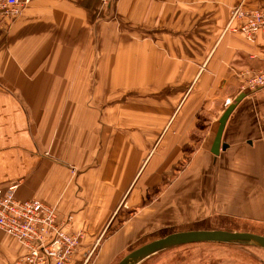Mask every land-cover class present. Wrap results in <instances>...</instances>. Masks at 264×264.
<instances>
[{
    "label": "crops",
    "instance_id": "1",
    "mask_svg": "<svg viewBox=\"0 0 264 264\" xmlns=\"http://www.w3.org/2000/svg\"><path fill=\"white\" fill-rule=\"evenodd\" d=\"M241 1L264 8L26 0L0 31V188L16 183L19 199L71 214L70 229L84 232L79 259L112 252L100 241L124 208L135 215L123 231L138 237L213 215L264 223V90L241 87L242 71L264 66V35L222 32ZM241 92L215 156L218 119Z\"/></svg>",
    "mask_w": 264,
    "mask_h": 264
},
{
    "label": "built area",
    "instance_id": "2",
    "mask_svg": "<svg viewBox=\"0 0 264 264\" xmlns=\"http://www.w3.org/2000/svg\"><path fill=\"white\" fill-rule=\"evenodd\" d=\"M101 1L106 6L111 2ZM25 3L26 0H0V20L18 14ZM227 30L254 43L264 35V8L237 3L230 10L223 31ZM241 76L243 91L264 90V66L246 69ZM16 187L12 183L0 188V231L20 244L15 264H78L84 232L70 229L72 215L60 216L54 204L40 199H19Z\"/></svg>",
    "mask_w": 264,
    "mask_h": 264
},
{
    "label": "rangeland",
    "instance_id": "3",
    "mask_svg": "<svg viewBox=\"0 0 264 264\" xmlns=\"http://www.w3.org/2000/svg\"><path fill=\"white\" fill-rule=\"evenodd\" d=\"M112 1L113 0H111L110 4ZM100 2L104 8L110 5H104L101 0ZM21 12L22 10L12 17L1 19L0 31L4 30L6 27L5 24L11 22L15 17L19 16ZM185 146L187 148L190 147L189 143ZM184 166L185 162L183 161L175 166L176 168L168 170L162 175L163 179L161 183L163 182L168 186V184L173 182L175 177H177L176 175L179 174L178 170L183 169ZM151 196L152 194L150 197ZM129 212H131V214ZM133 215L135 214L132 213L130 209L124 208L123 211L116 215L117 221L114 224L112 223V227H108L107 233H105L100 243L104 239L105 242L110 240L113 241V246L111 248L112 252L110 254H98V249L95 248L93 251H90L89 255L80 256L81 259L78 260V264L82 262L84 264H117L123 256L136 247L175 231L190 229H223L229 231L252 232L264 236L263 222L250 221L225 215H213L200 221L167 222L165 227H156V229L154 227L152 228L153 230L150 231L142 230L144 235L141 237H138V231L128 232L126 235L123 229L125 226L127 227V222ZM144 224L145 222H143V225ZM121 227L123 228L121 229ZM107 235L108 237H106ZM13 240L14 239L0 231V260L5 256L7 264H10L9 260H12L9 258V245L12 244L11 241ZM139 264H264V249L242 244L217 242L189 243L160 251L146 258Z\"/></svg>",
    "mask_w": 264,
    "mask_h": 264
},
{
    "label": "water",
    "instance_id": "4",
    "mask_svg": "<svg viewBox=\"0 0 264 264\" xmlns=\"http://www.w3.org/2000/svg\"><path fill=\"white\" fill-rule=\"evenodd\" d=\"M245 96L244 92L239 93L234 101L229 103L218 119L215 136L210 148L213 155H218L219 151L225 149L227 144L222 142V133L226 121L237 105ZM201 242H217L228 244H242L264 249V236L245 231H229L223 229H190L175 231L163 237L156 238L144 243L123 256L117 264H139L146 258L169 248Z\"/></svg>",
    "mask_w": 264,
    "mask_h": 264
}]
</instances>
